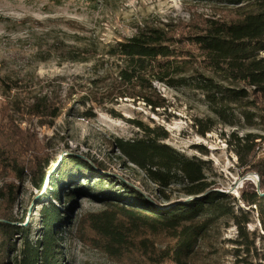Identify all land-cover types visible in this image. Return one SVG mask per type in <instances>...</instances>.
Returning <instances> with one entry per match:
<instances>
[{"label": "trees", "instance_id": "obj_1", "mask_svg": "<svg viewBox=\"0 0 264 264\" xmlns=\"http://www.w3.org/2000/svg\"><path fill=\"white\" fill-rule=\"evenodd\" d=\"M209 1L244 7L242 18L230 22L208 18L189 34L174 33L168 23L145 24L130 37L102 49L93 47L90 52L97 81L80 101L86 104L107 98L112 103L129 97L155 111L166 105L156 82L201 91L213 115L209 117L211 125L201 134L217 124L236 128L222 136L228 137L237 154L252 156L249 161L241 157L244 174L256 172L264 192V156L256 158L264 139L259 129L264 131V0ZM84 52H71L70 59L89 60L82 57ZM39 101L34 112L45 114L50 102L47 97ZM58 115L55 112L53 116ZM89 116L92 114H84ZM134 122L141 133L132 140L116 138L113 146L137 165L155 188L151 192L143 189L144 194L129 178L108 173L102 161L75 152L67 154L58 168L48 173L49 188L43 194L39 215L41 238L31 239L33 219L16 225L0 221V264H67L61 235L67 218L65 204L71 210L85 196L104 206L87 214L91 228L104 239V250L117 254L124 248L134 249L148 264H193L199 256L211 260L219 252L215 241L223 219L232 220L239 237L246 238V225L251 221L249 217L241 220L245 209L240 202L256 205L264 231V195L255 183L247 180L239 198L221 190L209 177L204 159L173 149L164 142L168 133H159V127ZM2 127H9L0 125V132L10 138L6 145L10 156L3 159L7 164L13 162L14 170L21 173L14 149L20 142ZM42 181L43 175L38 186ZM175 185L182 198L172 197ZM15 234L23 236L20 250L15 249ZM260 237L264 242V232ZM14 249L19 255H14Z\"/></svg>", "mask_w": 264, "mask_h": 264}, {"label": "rangeland", "instance_id": "obj_2", "mask_svg": "<svg viewBox=\"0 0 264 264\" xmlns=\"http://www.w3.org/2000/svg\"><path fill=\"white\" fill-rule=\"evenodd\" d=\"M242 9L209 0H0V125L9 127L2 128L20 142L14 149L17 166L23 170L16 172L13 162L7 164L3 159L10 156L6 146L10 138L0 132V221L16 225L33 219L31 239H40L39 215L43 194L49 188L48 173L72 152L102 161L108 171L120 173L151 192L154 183L113 146L116 138L132 140L141 133L134 121L159 127V133L167 132L165 143L190 157L204 159L217 186L240 195L246 183L242 181L245 166L241 157L249 161L252 156L237 154L228 137L222 136L236 128L217 124L201 134L211 125L209 117L213 118L203 92L156 82L166 105L155 111L129 97L112 103L106 97L86 104L80 99L97 81L90 52L93 47L102 49L130 37L145 24L168 23L176 34L193 33L208 18L240 20ZM186 48L191 46L186 44ZM78 49L85 51L82 57L89 60H71L70 53ZM45 97L50 102L45 114H35L36 103ZM85 113L92 116L84 117ZM259 147L257 159L264 156V139ZM253 179L250 182L254 184ZM174 187L172 197L182 198L179 186ZM240 204L245 209L241 220L249 217L251 221L246 225L247 237H239L232 220H220L215 241L218 254L211 260L199 256L193 264H264L260 237L264 231L258 210L256 205ZM65 206L67 218L61 235L67 264H148L134 249L124 248L117 254L104 250V239L87 218V214L104 208L100 202L85 196L73 209ZM22 238L14 235L15 249L23 247ZM15 249L14 255H19Z\"/></svg>", "mask_w": 264, "mask_h": 264}, {"label": "water", "instance_id": "obj_3", "mask_svg": "<svg viewBox=\"0 0 264 264\" xmlns=\"http://www.w3.org/2000/svg\"><path fill=\"white\" fill-rule=\"evenodd\" d=\"M108 173H111V171H109ZM114 173H115V172H114ZM115 175H116V176H119V178H120V177L123 178V176L120 175V173H119V174H118V173H115ZM252 177H253L254 179H253ZM252 179L254 180V182H255V184H256V186H257V190H258V192H260L262 195H264V192H261L260 178H259V175H257L256 172H253V171L248 172L247 174H245V176L243 177L242 181L245 182V181H247V180H252ZM132 184H133L136 188H138L140 191H142L144 194H146V192H145L141 187H139L138 185L134 184L133 182H132ZM228 193H230V192L228 191ZM237 197L239 198L240 195H237Z\"/></svg>", "mask_w": 264, "mask_h": 264}]
</instances>
